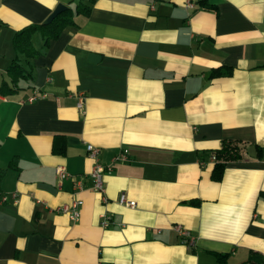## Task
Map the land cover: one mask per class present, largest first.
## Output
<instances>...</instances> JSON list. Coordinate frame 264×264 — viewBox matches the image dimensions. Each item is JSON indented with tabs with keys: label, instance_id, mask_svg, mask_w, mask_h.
I'll list each match as a JSON object with an SVG mask.
<instances>
[{
	"label": "crops",
	"instance_id": "crops-1",
	"mask_svg": "<svg viewBox=\"0 0 264 264\" xmlns=\"http://www.w3.org/2000/svg\"><path fill=\"white\" fill-rule=\"evenodd\" d=\"M58 3L74 25L48 45L33 32L35 56L17 50L15 32ZM78 3L0 0V87H13L0 94V264L264 258V0H83L88 14ZM15 58L25 76L13 83ZM227 138L243 155L216 181ZM88 143L113 166L103 192ZM74 199L78 219L60 209Z\"/></svg>",
	"mask_w": 264,
	"mask_h": 264
},
{
	"label": "trees",
	"instance_id": "trees-1",
	"mask_svg": "<svg viewBox=\"0 0 264 264\" xmlns=\"http://www.w3.org/2000/svg\"><path fill=\"white\" fill-rule=\"evenodd\" d=\"M83 0H79V3L75 6L76 13H79L80 10H84L86 14H88L89 9L87 6L85 7L82 4ZM74 12L71 7H67L63 11H61L57 16L53 18V20L49 23H29L20 28L17 32H15L13 37V44L17 50L24 52L27 56H35L38 51L35 49L31 42V35L35 31H40L44 38L45 44L48 45L49 40L52 38H57L63 28L69 24L74 25ZM220 67H216L213 71V75L220 74ZM8 72L12 76V82L16 83L17 78L25 76V69L20 64L17 58H15L12 63L8 66ZM13 87L7 82L3 81V85L0 87V94L6 95L11 93ZM243 145L240 140L235 139H223L222 145L220 148L214 150L213 154L216 157V163L212 171V178L216 181H219L223 177V173L225 167L229 161L239 160L242 153ZM5 175V168L0 167V195H1V183ZM224 255H220L222 258ZM258 257V258H255ZM264 258L262 259L256 256H250L248 258V262H252L254 264L262 263Z\"/></svg>",
	"mask_w": 264,
	"mask_h": 264
},
{
	"label": "built area",
	"instance_id": "built-area-1",
	"mask_svg": "<svg viewBox=\"0 0 264 264\" xmlns=\"http://www.w3.org/2000/svg\"><path fill=\"white\" fill-rule=\"evenodd\" d=\"M185 4L188 7H194L195 0H185ZM87 150H88L89 155L96 159L95 164L93 165V169L91 171L94 188L97 191L103 192L105 190L103 175L105 172L111 171L113 166L112 165L105 166L98 161L96 157L98 156L99 148L97 146L93 145L92 143H88ZM121 157H123V155H121ZM213 158L216 159L214 155H213ZM56 172L60 180H63L67 177H72V175L69 174V172L63 166L62 167L58 166ZM118 200H119V203L128 205V206H134L136 204V201L133 198L132 199L129 198L125 192L120 193V195L118 196ZM82 204H83L82 199H74L70 203L63 205L60 209L63 210L64 212L69 213L71 218L78 219L80 217V208ZM107 222H108V218L107 216H105V219H103L102 223L103 225H106ZM185 233L189 234V232L187 231H185Z\"/></svg>",
	"mask_w": 264,
	"mask_h": 264
},
{
	"label": "water",
	"instance_id": "water-1",
	"mask_svg": "<svg viewBox=\"0 0 264 264\" xmlns=\"http://www.w3.org/2000/svg\"><path fill=\"white\" fill-rule=\"evenodd\" d=\"M66 8H67V6L63 3L56 4V7L53 9V11L48 15V17L43 22L44 23L51 22L55 16H57L61 11H63ZM91 57L96 58L95 55H93Z\"/></svg>",
	"mask_w": 264,
	"mask_h": 264
}]
</instances>
